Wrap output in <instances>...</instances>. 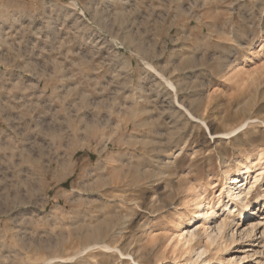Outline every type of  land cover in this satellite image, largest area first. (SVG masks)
<instances>
[{
    "label": "rangeland",
    "instance_id": "obj_1",
    "mask_svg": "<svg viewBox=\"0 0 264 264\" xmlns=\"http://www.w3.org/2000/svg\"><path fill=\"white\" fill-rule=\"evenodd\" d=\"M243 162L249 219L217 202ZM261 162L264 0H0V264H190L182 177L262 264Z\"/></svg>",
    "mask_w": 264,
    "mask_h": 264
},
{
    "label": "bare ground",
    "instance_id": "obj_2",
    "mask_svg": "<svg viewBox=\"0 0 264 264\" xmlns=\"http://www.w3.org/2000/svg\"><path fill=\"white\" fill-rule=\"evenodd\" d=\"M149 66L152 69H154L156 72H158L159 76L166 81L167 85L172 87L173 90H176V85L172 80L165 77L152 65L149 64ZM177 102L181 107L185 108L187 113L192 118L203 122L206 126L207 131L212 137L229 136L231 134H235L238 131L247 128V126L250 124V120L247 119V121L242 122L236 129L230 132H222V133L220 132L213 134L211 132L210 127L204 122V120L194 115L188 108H186L178 100ZM259 165L264 166V163L261 162L259 163ZM252 168H254L252 163L243 162L240 168L238 169L236 175L232 174L230 171H226L224 173L225 174L224 186L221 190V193L217 196V202H220L221 199L223 198V193L227 192L229 199L226 204V209L228 208L229 211H231V209L235 211V209H238L237 208L238 205L242 204L243 207H245L246 209L243 213L245 219H249L250 213H248L249 210L248 208L251 205L250 204V198L252 196L251 194L252 191L254 190V186H256V183L259 181L260 174L263 173V172L261 173L260 171L256 175L252 176L251 175ZM250 176L252 177L251 179H253V181L250 180ZM188 179L190 178H185V177L180 178L178 182L179 183L178 188L173 187V189L169 190V193L167 194V196L170 197L169 199L171 198L173 199L179 193L184 195L183 196L184 200L182 201L183 208L191 212V214H189L186 217L188 219L186 226L182 230L180 229V232H178L176 236V239L179 241V243H182L183 246L188 245L189 247L188 251L185 248H183L182 250L184 251H182V253L190 252V259H189L190 264H237L238 262H234L232 258L226 257L227 253H229L231 249V245L238 241V239L235 236L236 234L232 232L233 228H231V224L227 222L226 218L220 220L210 219L212 214L214 216L215 214H217L218 211L215 209L214 204L210 202L200 191L190 186V181ZM258 225H259L258 223L253 224L250 228L244 230L245 233L242 232L243 234L242 233L241 234L243 236H250V237L256 236ZM230 232H232L231 235ZM260 234L261 235L264 234V231H262ZM230 238H231V242L230 244H228ZM95 246L100 247L101 249H108V250L115 249L105 244H99ZM259 253L264 254V252L262 251ZM124 255L125 254H123V256ZM128 255L131 257L130 254ZM74 257L75 256L60 258V259L57 258V260L66 262L74 259ZM55 259L56 258L50 260L48 259L49 261L46 260L48 261L46 264L53 262ZM133 260L136 261L134 258ZM262 264H264V259Z\"/></svg>",
    "mask_w": 264,
    "mask_h": 264
}]
</instances>
